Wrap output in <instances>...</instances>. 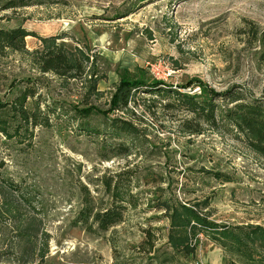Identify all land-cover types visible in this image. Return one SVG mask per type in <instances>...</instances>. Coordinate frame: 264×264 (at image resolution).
<instances>
[{"label": "rangeland", "instance_id": "1", "mask_svg": "<svg viewBox=\"0 0 264 264\" xmlns=\"http://www.w3.org/2000/svg\"><path fill=\"white\" fill-rule=\"evenodd\" d=\"M44 1L0 10V29L63 34L69 49L97 56L106 80L97 85L99 96H88L83 79L64 81L38 73L28 55L0 54V100L11 102L31 86L41 101L43 123L27 141L0 136V177L29 195L50 236L48 254L33 264H232L201 234L193 256L173 253L166 243L169 221L159 207L164 199L208 203L209 220L218 225L264 227L263 158L222 130L177 133L181 114L140 117L143 138L130 140L116 139L102 116L82 119L73 109H107L123 73L171 86L195 79L216 92L234 87L263 100L264 61L258 53L264 0ZM25 44L28 51L40 47L32 37ZM196 90L182 91L198 96ZM121 198L123 218L106 232L75 225L85 207L103 211ZM7 232H0V264H15L4 250Z\"/></svg>", "mask_w": 264, "mask_h": 264}, {"label": "trees", "instance_id": "2", "mask_svg": "<svg viewBox=\"0 0 264 264\" xmlns=\"http://www.w3.org/2000/svg\"><path fill=\"white\" fill-rule=\"evenodd\" d=\"M1 11L15 10L45 4L44 0H3ZM131 13V12H130ZM128 13V14H130ZM257 38V31L253 29ZM32 37L40 43L38 49L28 51L25 39ZM63 34L39 36L37 33L14 27L0 29V54L5 51L25 54L34 69L64 81L83 79L88 96H99L97 85L106 80L98 71L97 56H91L79 47L69 49ZM259 59L264 61V31L260 34ZM198 88L199 94L188 95L184 89ZM36 88L31 86L19 91L11 102L0 100V136L5 141L22 143L32 135V129L42 125L41 101ZM139 110V115L135 111ZM76 116L87 119L93 114L107 120L108 129L117 138L138 139L144 131L140 117L155 116L158 111L181 114L177 133L191 137L202 135L205 130L234 134L240 137L247 149L264 159V99L247 97L242 91L230 88L216 92L198 80L187 84L168 85L163 80L146 76L120 75L107 109L88 106L73 109ZM122 114V115H119ZM110 115L114 116L110 118ZM122 154H129L125 143ZM219 177V176H218ZM117 193L112 195V198ZM125 199L115 200L103 211L94 212L85 207L77 215L75 225L86 232H106L122 220ZM208 203L192 205L176 199H164L160 210L167 216L166 243L173 253L193 256L197 249V236H206L221 248L232 264H264V227L260 225H218L209 220L205 211ZM95 226V229L93 228ZM7 232L5 253L12 255L15 264L42 262L48 254L49 234L44 232L43 219L32 205L29 195L4 177H0V232ZM4 254V253H3Z\"/></svg>", "mask_w": 264, "mask_h": 264}, {"label": "built area", "instance_id": "3", "mask_svg": "<svg viewBox=\"0 0 264 264\" xmlns=\"http://www.w3.org/2000/svg\"><path fill=\"white\" fill-rule=\"evenodd\" d=\"M155 79H156V78H155ZM157 80H159V79H157ZM161 80H163V79H161ZM193 92H198V94H199V91H197V90H196V91H193Z\"/></svg>", "mask_w": 264, "mask_h": 264}]
</instances>
